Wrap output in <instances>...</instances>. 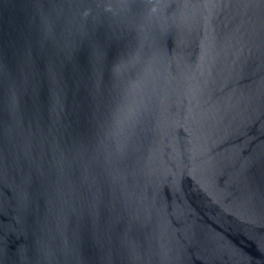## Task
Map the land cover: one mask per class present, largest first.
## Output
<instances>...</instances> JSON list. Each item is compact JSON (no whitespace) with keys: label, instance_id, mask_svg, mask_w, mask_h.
Here are the masks:
<instances>
[{"label":"water","instance_id":"1","mask_svg":"<svg viewBox=\"0 0 264 264\" xmlns=\"http://www.w3.org/2000/svg\"><path fill=\"white\" fill-rule=\"evenodd\" d=\"M0 264H264V0H0Z\"/></svg>","mask_w":264,"mask_h":264}]
</instances>
